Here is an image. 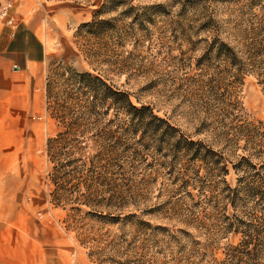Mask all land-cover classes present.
<instances>
[{"label":"rangeland","instance_id":"obj_1","mask_svg":"<svg viewBox=\"0 0 264 264\" xmlns=\"http://www.w3.org/2000/svg\"><path fill=\"white\" fill-rule=\"evenodd\" d=\"M26 18L47 41L33 112L0 110V226H23L31 242L18 264L222 261L238 239L230 222L249 226L262 215L248 191L230 206L227 186L255 172L241 158L264 164V84L245 68L249 54L264 58V0H0L11 43L22 45ZM58 63L100 76L202 148L110 111L113 155L99 164L107 192L99 187L88 206L57 205L46 141L59 127L45 85Z\"/></svg>","mask_w":264,"mask_h":264},{"label":"trees","instance_id":"obj_2","mask_svg":"<svg viewBox=\"0 0 264 264\" xmlns=\"http://www.w3.org/2000/svg\"><path fill=\"white\" fill-rule=\"evenodd\" d=\"M93 24H83L82 29H89ZM261 24L264 25V22ZM245 68L262 78L261 83L264 84V58L259 60L258 55L249 54ZM45 94L46 112L59 127L58 133L46 141L47 177L50 183L56 185L55 195L52 193L49 196L57 205L82 201V205L88 206L99 187H105L99 191L100 194L107 192L109 172L105 169L107 165L99 164L113 155L114 143H111L112 135L108 131L112 122L106 120L110 111H114V115L131 116L139 124L148 120L147 127L175 137V143L188 150L202 148L201 143L176 135L173 126L153 115L148 108L135 107L127 94L93 73L78 72L58 63L49 70ZM258 124L263 148L264 123L260 121ZM261 151L264 152V148ZM241 160L255 172L252 176L242 177L237 188L227 186L230 206L235 208L239 192L248 191L253 194L254 205L262 215L250 220L249 226H234V222L239 223L237 220L230 222L227 230L238 239L225 246L224 259L214 260V264H264V164L256 169L246 158ZM223 172L227 174L225 168Z\"/></svg>","mask_w":264,"mask_h":264},{"label":"crops","instance_id":"obj_3","mask_svg":"<svg viewBox=\"0 0 264 264\" xmlns=\"http://www.w3.org/2000/svg\"><path fill=\"white\" fill-rule=\"evenodd\" d=\"M21 26L25 31L21 46L17 45V40L11 43V29L0 26V110L10 111V117L26 119L33 112L30 109L37 95L33 92L34 83L46 56L47 41L42 39L40 28L34 25L33 20L26 18ZM7 104L19 106L8 110ZM23 232V226L16 223L0 226V262H21L24 245L31 246L29 239L23 238Z\"/></svg>","mask_w":264,"mask_h":264}]
</instances>
